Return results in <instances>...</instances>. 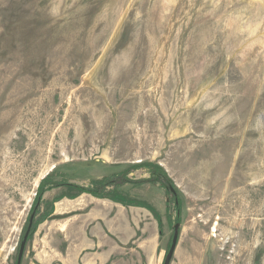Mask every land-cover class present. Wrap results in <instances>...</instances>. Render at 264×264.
<instances>
[{"label": "rangeland", "instance_id": "1", "mask_svg": "<svg viewBox=\"0 0 264 264\" xmlns=\"http://www.w3.org/2000/svg\"><path fill=\"white\" fill-rule=\"evenodd\" d=\"M104 178L134 204L51 188ZM27 231L20 264H264V0H0V264Z\"/></svg>", "mask_w": 264, "mask_h": 264}, {"label": "trees", "instance_id": "2", "mask_svg": "<svg viewBox=\"0 0 264 264\" xmlns=\"http://www.w3.org/2000/svg\"><path fill=\"white\" fill-rule=\"evenodd\" d=\"M143 167L146 168L150 173L159 174V180L157 181L166 190V192L168 193L176 192L174 185L170 181V178H168L167 174L161 167H159L156 164H150V163L144 164ZM48 178L49 176L44 181H42L40 186L38 187V192H37L38 198L42 194L44 183L47 181ZM152 181H155V180H150L149 182H152ZM139 183H143V181H139ZM109 186H113V184L110 181H108L107 178H104L101 181L96 180L92 182L91 187H86V188H83L81 186H76V185H67V184H60V183L53 184L51 188L68 187L69 190L73 191V192H69V193L74 194V195H71L72 197H77L80 194L82 195L83 193H87L97 198L109 199L113 202L126 205V206H131L132 204H134L132 199H128L125 196H120L118 191L115 190V188L113 189V191L106 193L105 190ZM178 210H179V205H178Z\"/></svg>", "mask_w": 264, "mask_h": 264}, {"label": "crops", "instance_id": "3", "mask_svg": "<svg viewBox=\"0 0 264 264\" xmlns=\"http://www.w3.org/2000/svg\"><path fill=\"white\" fill-rule=\"evenodd\" d=\"M106 244H108V247H109L107 257H94L92 259L87 258V261H95L96 260L94 264H130L126 259H123V258L119 259V258L114 257V255H116L118 252V247H117L116 243H106ZM122 244H125V243H122ZM138 244H140V245H138L139 248H143V245H141L142 243H138ZM111 249L114 252L113 255H112V253H110V252H112V251H110ZM149 249H150V247H146V251L144 250V252H145L144 255L146 258H147V255H149V254L151 255V253H152V251H150L147 254V251Z\"/></svg>", "mask_w": 264, "mask_h": 264}, {"label": "water", "instance_id": "4", "mask_svg": "<svg viewBox=\"0 0 264 264\" xmlns=\"http://www.w3.org/2000/svg\"><path fill=\"white\" fill-rule=\"evenodd\" d=\"M177 226L178 225H176L175 227H177ZM27 237H28V231L25 233L24 239H23V241H22V243L20 245L18 259H16L18 261L17 264H20V261L22 259V255H23V251H24V246H25ZM176 244H177V235H174V237L172 239V243H171L170 249H169V251L167 253L168 254V258H171L173 256L172 253L175 251Z\"/></svg>", "mask_w": 264, "mask_h": 264}, {"label": "bare ground", "instance_id": "5", "mask_svg": "<svg viewBox=\"0 0 264 264\" xmlns=\"http://www.w3.org/2000/svg\"><path fill=\"white\" fill-rule=\"evenodd\" d=\"M233 226L232 227H236V226H238L236 223H234V224H232ZM215 232H216V230H214ZM231 238H235L234 236L233 237H231ZM238 238V237H237ZM246 245V244H245ZM240 247V246H239ZM238 247V248H239ZM244 247V246H243ZM248 247V246H247ZM245 249V248H244ZM242 250V248H240L239 250H237V251H241ZM242 252V251H241ZM240 254V253H239ZM237 255V254H236Z\"/></svg>", "mask_w": 264, "mask_h": 264}]
</instances>
